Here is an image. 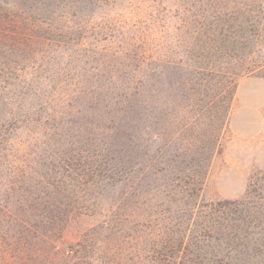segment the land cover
<instances>
[{
  "label": "rangeland",
  "instance_id": "1",
  "mask_svg": "<svg viewBox=\"0 0 264 264\" xmlns=\"http://www.w3.org/2000/svg\"><path fill=\"white\" fill-rule=\"evenodd\" d=\"M179 2H80L72 21L92 15L99 32L80 39L58 32L54 0H0V14L26 17L0 39V264H135L138 223L177 184L203 182L201 205L250 191L264 212V74L238 81L213 149L224 104L205 93L225 86L203 74L226 59L179 43Z\"/></svg>",
  "mask_w": 264,
  "mask_h": 264
},
{
  "label": "trees",
  "instance_id": "2",
  "mask_svg": "<svg viewBox=\"0 0 264 264\" xmlns=\"http://www.w3.org/2000/svg\"><path fill=\"white\" fill-rule=\"evenodd\" d=\"M54 1L57 12L54 22L58 25V32L69 31L71 34L79 31L77 38L80 39L89 32L98 35V26L91 24L92 15H85L86 19H80V23L71 19L72 8L80 2L91 0ZM153 1L160 5L162 0ZM174 16L176 25L173 28L179 31V43L185 42L190 45L188 48L205 50L206 56H209L207 59L217 53L226 59L224 66H220L221 70L219 66L206 65L208 67L202 79L208 84L225 86L218 95L205 93L209 101L207 104H213L215 100L224 104V107H220L224 111L223 117L219 115L218 134L212 143L213 149H216L219 134L227 120V102H232L238 81L250 75L264 74V0H181L176 3ZM25 20L23 15L15 17L7 12L0 14V39L10 38L14 31L9 32V26L12 30L18 29V22L24 24ZM164 20L168 22L167 16ZM22 35H25L20 37L24 45L32 39L28 34ZM57 35L62 38L59 33ZM182 35L189 36L193 44ZM138 46L135 44V59L143 69L148 66L150 58L145 52V45H140L137 51ZM69 57L67 55L65 59ZM63 70L60 73L79 92L81 84L77 87L72 82V72L76 69L66 65ZM14 72L22 76L14 73L13 77L16 76L18 80L31 75L26 74L25 69L16 68ZM0 73L2 76L10 74L4 71V67H0ZM202 184L174 185L163 193V200H157L148 219L138 223L142 224L146 233L143 236L135 234V264H248L256 257H264V245L257 242L260 236L264 237L263 229H259L262 223L257 221L264 214L259 201H255L249 191L242 200L201 205L199 197Z\"/></svg>",
  "mask_w": 264,
  "mask_h": 264
}]
</instances>
